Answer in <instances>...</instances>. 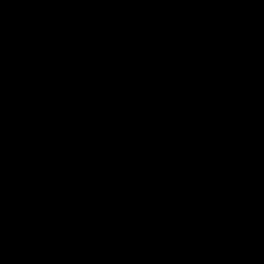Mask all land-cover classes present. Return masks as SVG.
I'll return each instance as SVG.
<instances>
[{
	"label": "water",
	"instance_id": "1",
	"mask_svg": "<svg viewBox=\"0 0 264 264\" xmlns=\"http://www.w3.org/2000/svg\"><path fill=\"white\" fill-rule=\"evenodd\" d=\"M37 264H264V0H187Z\"/></svg>",
	"mask_w": 264,
	"mask_h": 264
}]
</instances>
